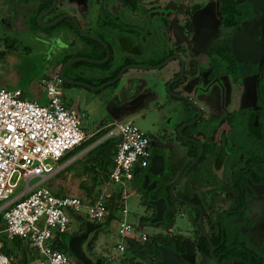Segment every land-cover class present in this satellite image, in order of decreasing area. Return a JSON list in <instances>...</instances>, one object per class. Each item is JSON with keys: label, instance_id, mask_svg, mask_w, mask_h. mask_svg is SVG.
Listing matches in <instances>:
<instances>
[{"label": "flooded vegetation", "instance_id": "af4514ba", "mask_svg": "<svg viewBox=\"0 0 264 264\" xmlns=\"http://www.w3.org/2000/svg\"><path fill=\"white\" fill-rule=\"evenodd\" d=\"M33 1L35 14L28 22L24 8L15 15L0 6L7 46L16 41L7 32L62 26L58 41L65 47L55 44L52 53L61 51L62 61L49 76L60 79L64 64L77 57L105 61L92 63L96 70L75 62L63 72L70 81L101 87L126 68L100 91L109 103L126 90L121 102H111L110 110L122 108L109 114L110 120L128 111L152 119L153 133L146 134L150 159L135 172L134 185L145 206L142 221L160 228L141 243L147 246L142 256L126 250L125 264H164L165 249L173 254L169 264H264V0ZM67 47L85 54L72 55ZM96 73L99 84L84 80ZM61 83L63 93L65 86H78ZM154 158L160 166L151 174ZM144 176L151 200L167 202L164 219L156 224H150L155 208L142 188ZM178 218L186 221L185 230L176 228ZM99 238V231L92 233L83 251L93 264H108Z\"/></svg>", "mask_w": 264, "mask_h": 264}, {"label": "built area", "instance_id": "2783aa9c", "mask_svg": "<svg viewBox=\"0 0 264 264\" xmlns=\"http://www.w3.org/2000/svg\"><path fill=\"white\" fill-rule=\"evenodd\" d=\"M3 51L0 47V69ZM47 102L25 98L19 89L0 87V203L8 241L27 239L44 257L42 264H75L68 254L54 248L53 239L65 232L75 217L103 223L109 217L107 200L112 192L134 181L137 170L150 159L149 137L132 122H122L109 137L120 138L114 168L95 201L76 196H56L42 184L55 173L56 165L69 152L92 136L83 127L78 112L64 101L57 75L42 79ZM40 182L29 193L11 199L19 182ZM121 189V188H120ZM122 190V189H121ZM82 212H86L83 215ZM123 210L115 251L125 253L129 239L144 243L148 234L125 222ZM117 217V216H116ZM2 245L0 244V249ZM112 259H107L108 264ZM0 264H19L12 256L0 254Z\"/></svg>", "mask_w": 264, "mask_h": 264}, {"label": "rangeland", "instance_id": "374dc122", "mask_svg": "<svg viewBox=\"0 0 264 264\" xmlns=\"http://www.w3.org/2000/svg\"><path fill=\"white\" fill-rule=\"evenodd\" d=\"M29 1V2H28ZM93 1H91L92 3ZM35 4L33 0H25L23 16H25L26 22L31 19V17L35 14L34 8ZM58 10L54 12V14L58 13ZM52 14L50 17L48 16L46 20H49L54 16ZM94 18H96L94 16ZM81 21V18L79 17ZM98 25V23H96ZM28 27V26H27ZM94 32L97 33V30L94 28ZM64 28L62 26H56L52 30L40 29V25L29 26L27 30L22 32H7L8 36L16 37V41L12 40V43H9L7 46L6 41L3 39L4 34L2 32V28L0 26V47L3 51V66L0 71V79L2 78V83L0 82L1 87H6L10 90L19 89L25 94V98L33 100L35 95L38 94L36 99H39L41 96V101L46 100V95L43 91V87L41 86L42 79L49 76L55 71V67L57 64L62 61V53L59 51V54L52 55V53L56 50L55 44L57 47H65L64 44L61 43L59 39L61 34H64ZM7 48V49H6ZM9 48V49H8ZM66 51L72 55L78 54L81 49L77 48H68ZM65 51V52H66ZM64 52V51H63ZM66 52V53H67ZM79 54H85L81 52ZM81 68H85L87 70H96L98 65H94L92 63L83 62L79 64ZM101 75L94 74L85 76L84 80L87 82H91L96 85L99 84V78ZM65 97L69 98L72 96L74 99L78 100L77 111L82 118L83 127L89 131H95L97 129H103L109 123L113 122L110 120V116H108V105L106 99L100 96V91H93L88 88H84L82 86H65L64 87ZM71 94V95H70ZM132 122L136 125L140 130H142L145 134L150 136L153 133V125L152 119H138L134 117H129L125 119V122ZM116 128V125H110L107 127L106 132L113 130ZM106 136L103 138L105 139ZM114 138V137H111ZM117 140V138H116ZM40 182V179H33L26 184L24 181L19 182L17 188L15 189V193L11 196V199L19 196L21 193H29L32 187ZM47 182L43 185L45 186ZM122 189L121 194L125 197L124 200H121L117 205V217H115L109 227L106 229L100 230V238L98 240V244L101 247L102 252L105 256H111L110 264H125L126 255L118 253L115 251L116 246L121 241V238L118 234V228L121 223V217L123 210L127 211L124 220L126 223L134 226L139 229L138 226L141 223V220L146 215L145 206L143 203V199L137 189H135L134 181H129L125 185H120ZM80 193V192H79ZM84 193V191H83ZM80 193L79 197L83 200L86 196L85 193ZM122 202V203H121ZM4 205L3 202L0 203V207ZM85 215L86 212H82ZM159 227V226H158ZM152 226H145L143 228V232L148 234L150 237H153L157 234L159 228ZM180 228L185 230L187 228L186 221L184 219L178 218L176 228ZM84 226L82 224V220L75 217L65 232H58V237L53 239L54 244H59L62 240L63 235H73L79 234L80 231L84 230ZM161 230V229H160ZM140 231V230H139ZM141 232V231H140ZM20 256V255H19ZM30 262L28 264H42L44 261V257L39 251L35 248H32L30 251ZM24 261L23 258H18V262Z\"/></svg>", "mask_w": 264, "mask_h": 264}, {"label": "trees", "instance_id": "16d2710c", "mask_svg": "<svg viewBox=\"0 0 264 264\" xmlns=\"http://www.w3.org/2000/svg\"><path fill=\"white\" fill-rule=\"evenodd\" d=\"M77 64H81V63H77ZM106 129L107 128L102 129L101 131L95 133L94 135H92L90 139H88L86 142H84L83 144H81L71 152L77 149L78 150L85 149L90 145L94 144L95 142L106 136L111 131L110 130L109 132H106ZM116 152H117L116 138H111V137L106 138L88 152L87 159L85 160L86 165L84 167V171L86 173L87 172L89 173V178H91L93 181L91 180L92 184L89 187V189L86 190V198L84 199L95 201L96 199L99 198L102 192V187H104V185L106 184L109 175L114 168V157L116 155ZM67 155H65L63 158H65ZM120 197L121 194H113L107 200L108 209L114 215L113 218L111 219L108 217V219H110L111 221L110 224L112 223V220L116 217L117 205L121 200ZM3 223H4L3 214H0V231L3 229ZM63 238L65 237L62 236L61 241H63ZM32 248L33 246L31 245L30 241H28L27 239H15L11 242H6V241L4 242L2 253L17 259L19 253L22 252V250L30 253ZM54 248L56 250L68 254L67 253L68 248L62 242H60L59 244H54ZM127 249L133 252V254L136 256H142L143 254H145V250L147 249V246L141 245L139 241L129 239L127 241Z\"/></svg>", "mask_w": 264, "mask_h": 264}, {"label": "water", "instance_id": "95a60500", "mask_svg": "<svg viewBox=\"0 0 264 264\" xmlns=\"http://www.w3.org/2000/svg\"><path fill=\"white\" fill-rule=\"evenodd\" d=\"M52 9L46 11L45 13L41 14L39 17H38V22L41 23V20L42 18L47 15ZM67 16H63L59 19H57L56 21L48 24V25H44L45 28H51L53 26H55L57 23H59L62 19L66 18ZM69 17V16H68ZM71 18V17H70ZM74 20V19H73ZM75 21V20H74ZM76 23V21H75ZM77 27L80 29V27L77 25ZM81 33L82 30L80 29ZM84 35H86L85 33H83ZM88 36V35H86ZM88 37H91V38H94L92 36H88ZM96 39V38H94ZM79 61H83V62H90V63H94V64H102L104 62H99V61H95V60H90V59H87V58H84V57H77V58H74L70 61H68L66 64H64V66L62 67V69L60 70L59 72V76H60V79L62 80V82L64 84H69V85H78V86H82L84 88H88L90 90H93V91H101L102 89H104L106 86H110V85H113L116 81H118L122 74L125 72V70H127L126 68L123 69L120 73V75L114 79V80H111L109 82H107L106 84L102 85L101 87H92L90 85H87L85 83H82V82H74V81H70L68 80L63 72L64 70L69 67L71 64L75 63V62H79ZM133 68H136V69H139L141 67H133ZM145 69V68H144ZM126 90L125 89H121L119 91H117L116 94H114L113 96V100L115 99L116 102L114 101V104H116L117 102H121L122 101V97H123V93L125 92ZM113 100H110L109 101V105H108V114L110 115H113L115 110H120L119 108H122V107H119L117 108L116 106H114L113 110H110L109 106L111 104V102H113ZM123 110V109H122ZM131 112L128 111L127 114L123 115V117H113V121L117 122V123H122V122H125V119L126 118H129L131 117ZM121 139L120 138H117L116 140V143H118ZM160 166V160L158 158H154L153 159V162H152V165H151V168L148 170V173H151V174H156L157 172V169L158 167ZM142 188L144 189L145 191V195H146V198H147V201H148V204L152 207L155 208V216L152 218L151 220V223L150 224H156V223H159L161 221H163L164 219V216H165V213L168 209L167 207V202L165 199H158V200H151L150 196L148 194H150V192H152V188H149L147 187V185L149 184V181H148V178H146L145 176L142 178ZM113 214L110 212L109 214V218H113ZM110 219H108L107 221L103 222V223H99V224H93L91 221L89 222V220H86L82 217V224L83 226L85 227V230L84 232H82L81 234L79 235H76V236H69V237H66L64 238L63 242L66 243L67 245V248L79 259L83 262V264H93L90 259L88 258V256L84 253L83 251V245L86 244V242L89 240V237L92 233L96 232V231H100V230H103V229H106L107 227L110 226ZM145 226H148V223L146 222H143L141 220V223L140 225L138 226L139 230H143V228ZM162 253H163V260H164V264H169L170 261H171V258H172V253L168 250H162ZM172 254V255H171ZM19 264H28V262H26L25 260L23 261L21 259V261L19 262ZM96 264H100L99 262H97Z\"/></svg>", "mask_w": 264, "mask_h": 264}, {"label": "crops", "instance_id": "0c3cea01", "mask_svg": "<svg viewBox=\"0 0 264 264\" xmlns=\"http://www.w3.org/2000/svg\"><path fill=\"white\" fill-rule=\"evenodd\" d=\"M4 1L5 0H0V6H2V10L7 9L8 11H12L15 15L18 14V11L20 9L24 8V2L21 0H8L9 4L5 3ZM0 74H2V71H0ZM2 81H3V79L1 78L0 82L2 83ZM4 88H6V87H4ZM24 96H25V94H24ZM37 97H38V94L35 95V98L33 100H38L42 103L47 102V99L45 101H41V96H39V99H36ZM65 99H66V105L68 107H71L74 109L77 108L78 100L74 99L73 94L69 98L65 97ZM117 124H119V123L113 121V122L109 123L107 126H105V128L109 127L110 125H117ZM82 125H83V123H82ZM105 128H103V129H105ZM101 130L102 129H97V130L92 131V132H89L87 130L86 131L89 134L94 135L95 133H97ZM109 133L106 135V138H110L108 136ZM103 138H101L100 140H98L97 142H95L94 144L90 145L89 147H87L85 149H82V150L77 149V150L69 153L65 158H63L60 162H58L56 165L55 173H53L52 175H50L47 178V180L45 181V182H47L45 186L48 187L52 191V193L56 196H76V197H79V194L83 193V191H84L85 196H86V190L89 189L93 180L91 178H89V173L88 172L86 173L84 171V167L86 165L85 160L87 159L88 152L92 148H94L96 145H98L99 143H101L103 140L106 139V138L105 139H103ZM38 183H39V181L34 186H36ZM43 184H42V186H44ZM102 189H103V187H102ZM121 191L122 190L120 188H118L112 192V195L113 194H121ZM79 198H81V197H79ZM120 198H121V200H124L125 197L121 194ZM120 201H119V203H120ZM119 205H121V204H119ZM4 206L5 205H2L0 207V214H4V211H5ZM116 216H117V214H116ZM77 218L82 220V217H77ZM3 221H4V219H3ZM141 232H143V231L141 230ZM143 233H145V232H143ZM5 241L11 242V241H8L6 239L5 223H3V229L0 231V244L2 245V248L4 246ZM2 248L0 249V254L2 253ZM121 254H124V253H121ZM19 255L20 256H18V258H22V256H23V258L25 259L26 262H28V263L30 262V260H31L30 253H28L27 251L22 250V252H20ZM109 257L111 258L110 255H107L106 259H108ZM18 258H17V260H18Z\"/></svg>", "mask_w": 264, "mask_h": 264}]
</instances>
